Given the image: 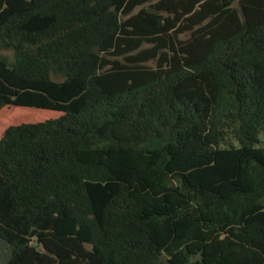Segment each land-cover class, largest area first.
Segmentation results:
<instances>
[{
	"label": "trees",
	"instance_id": "trees-1",
	"mask_svg": "<svg viewBox=\"0 0 264 264\" xmlns=\"http://www.w3.org/2000/svg\"><path fill=\"white\" fill-rule=\"evenodd\" d=\"M261 136L264 0H0L8 264H264Z\"/></svg>",
	"mask_w": 264,
	"mask_h": 264
},
{
	"label": "water",
	"instance_id": "water-1",
	"mask_svg": "<svg viewBox=\"0 0 264 264\" xmlns=\"http://www.w3.org/2000/svg\"><path fill=\"white\" fill-rule=\"evenodd\" d=\"M12 254L13 250L7 239L0 235V264H8Z\"/></svg>",
	"mask_w": 264,
	"mask_h": 264
},
{
	"label": "rangeland",
	"instance_id": "rangeland-1",
	"mask_svg": "<svg viewBox=\"0 0 264 264\" xmlns=\"http://www.w3.org/2000/svg\"><path fill=\"white\" fill-rule=\"evenodd\" d=\"M1 53L4 54V55H7L9 58L12 57V52H10V51H2ZM260 138H261V141L264 144V136H261Z\"/></svg>",
	"mask_w": 264,
	"mask_h": 264
}]
</instances>
